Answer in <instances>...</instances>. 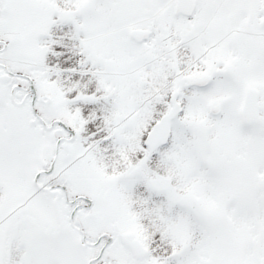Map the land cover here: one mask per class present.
Returning a JSON list of instances; mask_svg holds the SVG:
<instances>
[{"label":"snow or ice","instance_id":"6c2138e0","mask_svg":"<svg viewBox=\"0 0 264 264\" xmlns=\"http://www.w3.org/2000/svg\"><path fill=\"white\" fill-rule=\"evenodd\" d=\"M0 264H264V0H0Z\"/></svg>","mask_w":264,"mask_h":264}]
</instances>
